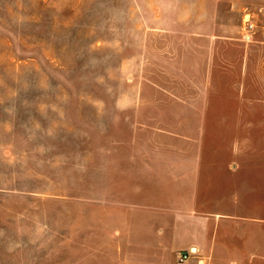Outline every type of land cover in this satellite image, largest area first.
Masks as SVG:
<instances>
[{
	"label": "rangeland",
	"instance_id": "rangeland-1",
	"mask_svg": "<svg viewBox=\"0 0 264 264\" xmlns=\"http://www.w3.org/2000/svg\"><path fill=\"white\" fill-rule=\"evenodd\" d=\"M197 209L264 264V0H0V264H176Z\"/></svg>",
	"mask_w": 264,
	"mask_h": 264
},
{
	"label": "crops",
	"instance_id": "crops-1",
	"mask_svg": "<svg viewBox=\"0 0 264 264\" xmlns=\"http://www.w3.org/2000/svg\"><path fill=\"white\" fill-rule=\"evenodd\" d=\"M197 123H205V121H202L201 118L199 117V119H197ZM215 156H216V151H215ZM222 170H223L222 173L224 174L233 175L230 174L231 172H227L225 168H223ZM198 196L200 198V192L197 191V198ZM204 211L199 212L197 209V226H199L197 229V236L192 238V240L187 241L182 246L181 249L176 251V254L177 252L182 250L195 249L196 252H198V256L201 259L200 260L201 264H215L220 260H226V258L228 260L227 253L222 252L223 250L222 247L220 246L221 244H223L225 246H231L232 248H234V246H238L237 245L238 240L234 238L233 233L228 234V232L226 233V231L225 233H223L224 231H221L222 229H220L218 226L219 225L218 219L219 220L221 219L220 217L218 218L219 214H217L216 212L207 213L206 211L205 212ZM237 218L238 217H233L231 220H239ZM175 261H176V256H175Z\"/></svg>",
	"mask_w": 264,
	"mask_h": 264
},
{
	"label": "built area",
	"instance_id": "built-area-1",
	"mask_svg": "<svg viewBox=\"0 0 264 264\" xmlns=\"http://www.w3.org/2000/svg\"><path fill=\"white\" fill-rule=\"evenodd\" d=\"M200 260L195 249L182 250L176 254V264H201Z\"/></svg>",
	"mask_w": 264,
	"mask_h": 264
}]
</instances>
